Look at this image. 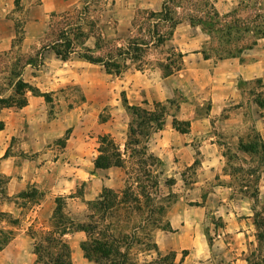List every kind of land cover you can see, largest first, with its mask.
Segmentation results:
<instances>
[{"label":"crops","instance_id":"obj_1","mask_svg":"<svg viewBox=\"0 0 264 264\" xmlns=\"http://www.w3.org/2000/svg\"><path fill=\"white\" fill-rule=\"evenodd\" d=\"M18 4L19 10L15 7V0H0V51L11 49L17 12L23 16L22 47H29L39 42L52 15L70 11L74 0H19ZM183 53V69L168 77L159 71L148 74L145 71H129L125 76L124 98L129 105L148 106L167 104L180 91L185 96H192L193 110L187 115L180 112L167 114L161 128L153 131L148 138V150L164 165L175 163L189 167L196 162V179L188 191L200 200L193 205L212 209L217 219L223 222L219 238L230 235L245 237L251 226L253 201L240 189L235 190L225 183L229 176L221 175V171L228 151L247 157L238 150V145L240 141L245 142L249 134L257 133L264 139V107H259L256 102L259 97L264 99V53L249 49L238 57L216 61L205 59L198 51ZM42 56L43 65L38 70L30 69L34 72L32 81L25 80L38 92H28L27 104L22 108L0 112V120L4 123V128L0 130V174L8 178L5 193L9 202L3 201L8 205L3 212L14 214L19 208L14 201L10 204L11 200L34 188L42 198L27 214L26 221L29 225L35 223L48 229L58 197L66 201L64 211L73 223H83L89 202L96 200L103 188L121 190L124 171L119 167L95 168L99 144L88 163L87 134L72 129V110L62 116H51L54 86L67 88L75 82L58 77L61 65L68 63L70 58L61 60L51 48H46ZM77 61L83 62L78 58ZM257 81L262 83L257 84ZM83 94L87 98L86 92ZM47 95L51 101L46 100ZM204 104L207 106L204 113L196 111V107ZM122 108L126 111L123 102ZM173 120L187 122V132L177 130ZM109 125L110 120L102 123L97 136L111 138L109 134L113 130ZM67 130L70 132L65 138ZM11 142L15 143L18 153L12 151ZM114 143L123 154L124 143ZM209 184L211 189L204 191L203 188ZM258 198L261 207L264 204V171L258 183ZM170 226V233L176 240L173 244L176 245L179 233L171 223ZM16 227L13 230H17ZM85 240L86 235L80 230L65 235L71 250V264H94L84 257L81 250L80 245ZM29 248L31 264H40L32 239Z\"/></svg>","mask_w":264,"mask_h":264},{"label":"trees","instance_id":"obj_2","mask_svg":"<svg viewBox=\"0 0 264 264\" xmlns=\"http://www.w3.org/2000/svg\"><path fill=\"white\" fill-rule=\"evenodd\" d=\"M18 1L15 0L17 10H19ZM81 1V10L75 14L67 11L52 15L53 18L64 21L62 27H57L58 36L53 42L41 47L32 56L16 58L10 65L5 84L7 89H0V112L3 109L22 108L27 104L26 94L38 92L23 79L22 75L27 67L38 70L43 65L41 56L46 48H51L63 61L69 59L71 55H76L78 59L88 64L100 66L107 75L111 76L119 77L132 67L139 72L157 68L164 77H168L184 67L185 54L176 47L168 45L173 39L176 28L183 22H187L191 27L200 28L210 38L217 40L215 54L218 60L235 57L236 54H241L256 45L257 40L264 39V4L257 9L260 12H256L257 20L253 25L248 18L237 17L236 11L220 15L207 0H161L158 10H140L134 15L130 22V34L122 43L119 44L117 40L105 41L98 37L93 47H80L85 43L81 39L89 38L93 28V24H90L89 31H83V27L90 22L88 16L91 13L92 0ZM246 1L261 5L260 0ZM234 35L242 39L241 47L232 46L231 43L229 48L224 47ZM23 38L22 27L15 24V37L11 49L21 46ZM152 51H157L163 56L150 59ZM95 52H99V55H95ZM201 53L205 59L210 58L204 50ZM261 83L257 81V84ZM45 98L51 101L48 95ZM256 102L259 107H264V99L259 97ZM171 103L172 100L167 101V104ZM167 104L154 103L153 110H147L138 105H129L123 98L126 112L132 114L124 143V157L114 141L109 140L105 144L104 140L107 137L104 136L94 166L122 168L127 180L120 191L103 188L97 199L89 202L88 214L83 223H73L64 211L66 201L58 197L49 229L39 231L28 229L33 240L34 253L40 264H71V250L65 241V235L73 230L85 233L86 240L80 247L84 257L94 264H162L169 259L168 255L160 253L155 242V233L172 232L167 220V211L177 197L170 190L175 181L166 179L168 192L158 196L157 168L163 163L147 147L151 133L161 128L168 114ZM156 108H160L158 112ZM173 126L185 133L188 123L173 120ZM3 128L4 123L0 120V130ZM69 132L70 130H67L65 138ZM238 150L250 158L247 161L236 155L235 158H239L241 165L233 171L239 173L237 185L240 191L253 201V225L256 229L257 242L256 249L250 251L245 261L247 264H264V204L259 210L255 208L260 202L258 183L264 171V139L257 133L251 134L245 142L240 141ZM132 160H135L136 166L129 168L131 165L128 164H131ZM192 166H197V163ZM1 177L6 186L8 178L2 175ZM249 188L252 190L249 191ZM35 196H38L35 203L38 205L42 195L34 188L27 189L18 197L34 198ZM8 200L9 197L3 193L2 201ZM0 217L8 219V223L13 227L19 224V220L13 219L8 213L0 212ZM6 235L0 241V251L9 243L13 231H8ZM208 244L211 245L210 240ZM135 246L140 247L142 253L154 252L155 258L139 263L137 259L131 257Z\"/></svg>","mask_w":264,"mask_h":264},{"label":"rangeland","instance_id":"obj_3","mask_svg":"<svg viewBox=\"0 0 264 264\" xmlns=\"http://www.w3.org/2000/svg\"><path fill=\"white\" fill-rule=\"evenodd\" d=\"M207 1L220 15L236 11L237 17L241 19L248 18L253 25L256 24L257 17L255 14L258 12L257 9L261 8L262 4H264V0H260L261 5L259 6L246 0ZM160 4L161 0H92L91 13L88 16L90 22L83 27V31L88 32L90 24H93V28L91 33H89V38L81 39L85 43L80 47H93L98 37L101 40H117L119 44L122 43L130 34V22L134 15L140 10H158ZM81 6V0H74L73 8L70 11L75 14L81 10ZM16 15L15 24H19L23 28L22 14L17 12ZM63 22V19L52 17L49 19L47 29L38 43L34 42L29 47L24 48L21 44V46L14 47L13 49L0 51V89H7L5 86L6 77L9 72V67L15 59L20 56H32L41 47L53 42L58 36L57 27H62L64 25ZM175 33H177L176 37L168 43L169 46L176 47L183 52L198 51L201 53L204 50L205 53L209 54V59L214 61L218 60L217 54H215L217 40L213 39V37L210 38L200 28L191 27L187 22H183L175 30ZM229 43L239 48L242 45V39L234 35V38L230 39L228 43H225L224 47L229 48ZM250 49H258L264 53V39L257 40L256 45ZM157 51H152L149 58H161L163 55H159ZM95 55H99V52H95ZM239 55L236 54L235 57ZM41 57L43 58V56ZM69 58L70 61L68 63L61 65L58 77L70 78L75 84H71L67 88H55L54 86V90L51 92V94H54V103L50 104V114L52 117H58L72 110V129L75 128L77 133L87 134V146L89 149L88 163H90L92 154L95 152L98 144L100 146L102 140V137L97 136V130L102 123L110 120L109 126L113 130L109 134L112 139L105 136L107 137L104 140L105 144L109 140H114L118 144L125 143L126 141V133L132 114L124 111L122 108L123 98L125 97V94L123 95V92L125 93L123 87L126 83V74L129 71L134 72V69L131 67L121 76L116 77L107 75L100 66L90 65L84 61L78 62L76 55H71ZM27 68L23 74V79L32 81L33 69L30 70L31 68ZM158 71L161 72L157 68H150L146 69L145 73L148 74ZM85 92L87 98L83 96ZM101 92H103V96L100 94ZM192 103V96L190 94L185 96L180 91L172 98V103L166 105L167 112L168 114H178L180 112L181 114L184 113L187 115L193 110ZM140 107L153 110L152 104L148 106L141 105ZM206 107V104H204L195 109L200 113H204ZM179 108H181L180 111ZM159 109L156 108V111L158 112ZM249 126L250 124L248 125V129ZM12 146V151L18 153L15 143L11 142ZM108 152H111L110 147ZM235 156L239 157L240 155L237 152L235 153V151H228L226 153L225 165L222 168L221 175L228 174L229 179L224 180L225 183H229L235 190H238L239 173L238 171L234 172L233 169L241 165V163L239 158L236 159ZM240 157L245 158L247 161L250 160L249 157ZM130 163L128 164L131 165L129 168L136 166L135 160H132ZM189 167H183L173 163L171 165L163 164L157 168L159 172L158 196L168 192V187L165 185L166 179H174L175 181L174 185L170 187V190L177 197L174 204L172 203L167 211V220L179 233V237L177 238L178 243L176 245L173 244L176 241L175 236H172L170 232L157 231L155 233V240L160 253L169 256V259L162 264H179L181 261V264H247L245 258L250 254V251L257 247L253 215L251 217V226L248 228L245 237L240 236V238H235L230 235L219 238L218 234H221L220 228L223 222L217 219L218 216L212 209L193 205V203L199 202L200 199L193 197L188 190L196 179V170L198 167ZM123 180L124 182L127 180L125 171L123 173ZM211 186V184L206 185L203 190L208 192ZM251 190L249 188V191ZM3 193H5V184L0 174V212L6 211L8 206L2 201ZM37 193L39 192L37 191ZM37 200L38 196L34 198L21 197L10 202L11 204L14 201L19 208L14 214H11L13 219L19 220V224L15 229L24 230V232L13 230L14 227L8 223V219L0 217V241L7 236L8 231L15 232L14 238L12 239L13 236L9 237V243L6 245L4 251L0 253V264H31L29 243H31L32 238L28 229L31 228L36 231L49 229V224L47 229L45 226H37L35 223L29 225L28 221H26L27 214L37 206L35 205ZM259 207V203L255 205L257 210H259ZM208 240L211 241V245L207 244ZM155 256V253L152 251L142 253L140 247L137 246L133 247L131 254V257L137 259L139 263L155 258Z\"/></svg>","mask_w":264,"mask_h":264}]
</instances>
